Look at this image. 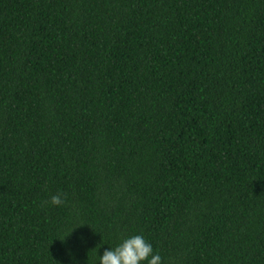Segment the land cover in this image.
Here are the masks:
<instances>
[{"label":"trees","instance_id":"16d2710c","mask_svg":"<svg viewBox=\"0 0 264 264\" xmlns=\"http://www.w3.org/2000/svg\"><path fill=\"white\" fill-rule=\"evenodd\" d=\"M134 235L264 264V0H0V264Z\"/></svg>","mask_w":264,"mask_h":264},{"label":"clouds","instance_id":"9594fccd","mask_svg":"<svg viewBox=\"0 0 264 264\" xmlns=\"http://www.w3.org/2000/svg\"><path fill=\"white\" fill-rule=\"evenodd\" d=\"M63 202L61 194L52 196L50 201L57 206ZM144 261L147 264H162L161 256L153 253L151 244L142 235L125 238L118 246L105 250L100 256V264H141Z\"/></svg>","mask_w":264,"mask_h":264}]
</instances>
